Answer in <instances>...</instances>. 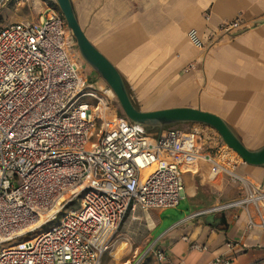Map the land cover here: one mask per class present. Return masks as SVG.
<instances>
[{"label":"built area","instance_id":"built-area-1","mask_svg":"<svg viewBox=\"0 0 264 264\" xmlns=\"http://www.w3.org/2000/svg\"><path fill=\"white\" fill-rule=\"evenodd\" d=\"M243 25L236 18L221 30ZM188 38L199 49L216 43L196 29ZM75 46L55 10L0 28V264H102L130 211L178 206L187 195L184 173L199 162L240 179L245 194L190 217L242 207L249 228L264 226V187L236 174L243 159L234 150L207 154L199 131H149L119 114L114 91L88 78ZM152 252L168 264L164 251Z\"/></svg>","mask_w":264,"mask_h":264},{"label":"crops","instance_id":"crops-1","mask_svg":"<svg viewBox=\"0 0 264 264\" xmlns=\"http://www.w3.org/2000/svg\"><path fill=\"white\" fill-rule=\"evenodd\" d=\"M72 4L87 38L122 75L140 110L201 109L221 117L248 149L264 146V0H72ZM236 18L243 20V27L225 35L222 26ZM191 29L216 43L196 48L188 38ZM192 62L195 67L187 72ZM175 127L199 131L198 144L207 154L224 146L207 125L184 122ZM235 172L264 187V164L242 161ZM184 179L190 211L158 237L154 234L171 208L136 207L128 214L130 226L140 221L150 227L148 243L135 248L136 258L153 246L152 250L165 252L168 264H214L221 256L231 264H264V226L249 228L244 208L215 213L224 218L219 224L209 223L207 215L190 217L238 200L245 194L244 183L231 174L212 172L207 162L191 166ZM250 210L259 222V213ZM260 212L264 217V204ZM124 233L132 234L129 229ZM124 245L128 247L127 242Z\"/></svg>","mask_w":264,"mask_h":264},{"label":"water","instance_id":"water-1","mask_svg":"<svg viewBox=\"0 0 264 264\" xmlns=\"http://www.w3.org/2000/svg\"><path fill=\"white\" fill-rule=\"evenodd\" d=\"M2 0H0L1 2ZM67 22L68 28L73 33L79 51L84 60L92 66L98 75L114 91L124 115L132 122L152 128L164 129L166 126L184 122H197L209 125L216 129L225 143L234 150L243 161L252 165L264 164V146L258 150L248 149L231 127L216 114L197 108L177 107L154 111H142L133 102L126 83L116 67L89 41L82 30L72 0H56ZM206 220L211 224H219L224 218L215 214L207 215Z\"/></svg>","mask_w":264,"mask_h":264},{"label":"rangeland","instance_id":"rangeland-1","mask_svg":"<svg viewBox=\"0 0 264 264\" xmlns=\"http://www.w3.org/2000/svg\"><path fill=\"white\" fill-rule=\"evenodd\" d=\"M50 10H55L62 14L60 7L56 3V0H2L0 3V28L5 24L13 22L15 20H37L44 13ZM72 55L75 56L79 64H81L83 72L87 74L89 79L99 83L104 82V80L98 75V73L92 68V66L89 65L82 57L77 45V41L76 46L73 48ZM115 108L117 109V112L119 114H124V111L118 99L115 102ZM99 126L100 123L97 122L96 130L99 128ZM209 127L212 128L222 139V141L224 142V146L227 145L219 132L213 127ZM189 202L190 199L185 198L181 201L179 206L169 209L164 215L165 224L161 226L154 235L158 237V235H160V233H162L173 221L185 217V215H187L190 211ZM129 221H131L130 216H128V218L119 228L117 234L114 236L111 249L105 255L103 264H127L129 261H131L132 264L136 261H139V264H159L152 252L153 246L150 247L147 255L143 256L140 259L136 258L135 248L139 245L145 246L148 243L150 239V227L140 221L135 223L134 226H130ZM127 229H129L132 234H125L124 231H126ZM124 242L128 243V247L124 245ZM122 247L125 248L123 249Z\"/></svg>","mask_w":264,"mask_h":264},{"label":"trees","instance_id":"trees-1","mask_svg":"<svg viewBox=\"0 0 264 264\" xmlns=\"http://www.w3.org/2000/svg\"><path fill=\"white\" fill-rule=\"evenodd\" d=\"M176 124H174V125H169V126H166L165 127V129L166 128H169V127H172V126H175ZM147 128H148V130L149 131H156V130H161V128H159V127H156V128H152V127H150V126H147Z\"/></svg>","mask_w":264,"mask_h":264},{"label":"bare ground","instance_id":"bare-ground-1","mask_svg":"<svg viewBox=\"0 0 264 264\" xmlns=\"http://www.w3.org/2000/svg\"><path fill=\"white\" fill-rule=\"evenodd\" d=\"M237 176V175H236Z\"/></svg>","mask_w":264,"mask_h":264}]
</instances>
